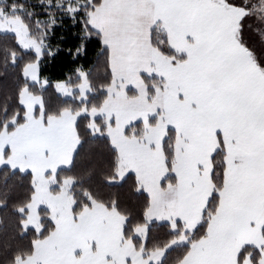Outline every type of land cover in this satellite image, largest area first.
Masks as SVG:
<instances>
[{"label":"snow or ice","instance_id":"1","mask_svg":"<svg viewBox=\"0 0 264 264\" xmlns=\"http://www.w3.org/2000/svg\"><path fill=\"white\" fill-rule=\"evenodd\" d=\"M10 75L0 264H264V0H0Z\"/></svg>","mask_w":264,"mask_h":264},{"label":"trees","instance_id":"2","mask_svg":"<svg viewBox=\"0 0 264 264\" xmlns=\"http://www.w3.org/2000/svg\"><path fill=\"white\" fill-rule=\"evenodd\" d=\"M75 29L69 27L68 29H57L56 35L52 38V44L56 45L59 43L60 51L50 60H47L43 65V70L45 75L52 76L53 78H64L65 75L74 67V63L67 56L65 49L70 47L75 40V36L73 33ZM63 34L64 39L58 40V38ZM91 58V53H89L88 57H84L81 61L87 66L89 60ZM14 88L12 83L11 75L7 78L0 76V94L4 91H11ZM81 156L83 158H87L88 156V146L85 145V148L81 150ZM113 191H117L114 189ZM122 191V190H121ZM4 227H8L7 222Z\"/></svg>","mask_w":264,"mask_h":264}]
</instances>
